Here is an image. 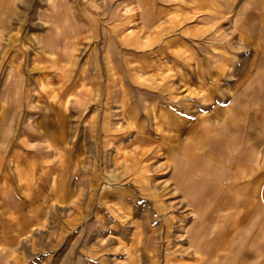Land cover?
Instances as JSON below:
<instances>
[{"label":"rangeland","instance_id":"rangeland-1","mask_svg":"<svg viewBox=\"0 0 264 264\" xmlns=\"http://www.w3.org/2000/svg\"><path fill=\"white\" fill-rule=\"evenodd\" d=\"M22 4L0 0V185L18 178L6 163L16 153L20 169L32 160L51 171L59 139L73 152L82 142L86 162L75 168L62 149L61 185L74 189L76 199L46 202L41 227L19 244L0 247V264H264L258 5L252 16L238 10L212 25L228 50L219 65L230 92L212 104L172 106L122 70L128 50L116 39L89 41L80 34L89 19L105 33L132 5ZM104 57L121 68L122 90L115 76L100 74ZM92 59L101 68L93 76L96 87L81 96L69 87L72 65L86 63L94 72ZM140 67L142 74L147 64ZM182 112L190 121L170 118ZM53 113L62 119L54 121ZM45 124L62 137H47ZM47 176L42 188L50 190Z\"/></svg>","mask_w":264,"mask_h":264},{"label":"crops","instance_id":"crops-1","mask_svg":"<svg viewBox=\"0 0 264 264\" xmlns=\"http://www.w3.org/2000/svg\"><path fill=\"white\" fill-rule=\"evenodd\" d=\"M22 3V5H132L126 14L108 22L105 33L100 25V27L95 26L96 23L89 19L80 34L89 41L97 40L100 36L116 39L128 50V55H123L122 70H127L134 84L158 96L165 95L172 106L173 103L188 105L192 100L199 104L200 99L212 104L218 100L221 92H230L229 87L227 88L229 82H222L227 71L219 65L228 50L212 35L213 24L233 19L238 10L245 12L249 10L252 16L254 3L258 5L260 22L264 24V0H54L51 2L22 0ZM80 20L83 21L84 18L80 16ZM103 61L106 68V72L103 73H100L101 68L96 60L92 59L91 63V66L94 65V72L86 63L74 62L72 71L70 70L75 79L69 80L71 90L85 96L87 89L96 87L93 76L98 75V72L104 75L106 80L115 76L120 83L119 91L122 90L121 68L117 67L114 70L109 65L112 62L108 57H104ZM143 62L147 64V69L141 74L140 65ZM55 84L57 88L62 85L57 81ZM104 84L105 89H108L106 82ZM91 97H85L82 102L87 103ZM122 103V98L119 96L118 106L122 107ZM62 116L61 113L52 114L54 121L61 120ZM191 116L183 112L170 114V118L175 122L179 120L188 122ZM105 119L107 117L103 120ZM88 120L91 121L92 116ZM44 131L47 137H62L60 131L53 130L48 124L44 125ZM16 138L19 143L22 141L20 135ZM58 141L56 140L59 145L54 144L56 164L48 172L44 162L38 164L31 160L24 169H20L21 155L16 153L12 157H6V163L14 165L13 170L16 171L18 178L16 177L12 183L5 184L4 187L3 184L0 185V247L19 244L38 230L43 222L46 202L60 205L64 200L76 199L74 189L61 185L58 174L61 163L59 153L64 150L62 154L65 156L67 154L70 164L76 168L86 162L84 147L82 142H78L79 147L77 145L73 152L66 142L61 139ZM2 152L4 151H0V164L3 159ZM38 172L44 176L43 180L45 174L48 175L50 190L42 188L46 182L35 177ZM9 186L11 187L8 188ZM3 191L7 195L2 196ZM88 253L86 255H89Z\"/></svg>","mask_w":264,"mask_h":264},{"label":"bare ground","instance_id":"bare-ground-1","mask_svg":"<svg viewBox=\"0 0 264 264\" xmlns=\"http://www.w3.org/2000/svg\"><path fill=\"white\" fill-rule=\"evenodd\" d=\"M211 190L214 192L213 188H211ZM211 193V192H210ZM216 198V197H215ZM215 198L213 199V201L215 200Z\"/></svg>","mask_w":264,"mask_h":264}]
</instances>
